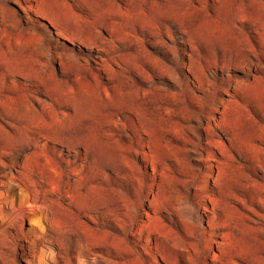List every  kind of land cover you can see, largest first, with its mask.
<instances>
[{"label": "rangeland", "instance_id": "1", "mask_svg": "<svg viewBox=\"0 0 264 264\" xmlns=\"http://www.w3.org/2000/svg\"><path fill=\"white\" fill-rule=\"evenodd\" d=\"M0 264H264V0H0Z\"/></svg>", "mask_w": 264, "mask_h": 264}]
</instances>
